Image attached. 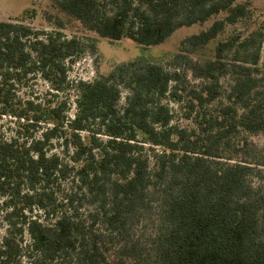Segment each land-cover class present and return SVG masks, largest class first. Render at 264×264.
<instances>
[{
  "label": "trees",
  "instance_id": "1",
  "mask_svg": "<svg viewBox=\"0 0 264 264\" xmlns=\"http://www.w3.org/2000/svg\"><path fill=\"white\" fill-rule=\"evenodd\" d=\"M50 1L144 48L211 23L167 67L137 58L72 84L86 47L60 18L46 14L52 31L0 21V117L19 121L0 138V264H264V148L245 137L264 133V27L234 29L251 1ZM35 78L54 98L74 89V114L69 98L22 101Z\"/></svg>",
  "mask_w": 264,
  "mask_h": 264
},
{
  "label": "rangeland",
  "instance_id": "2",
  "mask_svg": "<svg viewBox=\"0 0 264 264\" xmlns=\"http://www.w3.org/2000/svg\"><path fill=\"white\" fill-rule=\"evenodd\" d=\"M249 1H251L253 6V15L251 19L246 23L239 24L237 28L234 29L239 30L241 28H248L249 31L256 27H264V0ZM46 14H51L53 16V21L55 16L60 18L63 22V29L60 30L69 38H79L86 47V52L74 64L69 66L68 78L72 84L80 80L91 81L99 74H108L117 64L137 58H144L166 66L167 62L178 52L182 39L191 34L198 33L211 23L178 29L165 43L159 46L144 48L138 46L131 40L109 41L98 37L92 32L86 31L79 22L70 19L52 7L50 0H0V21L24 23L36 30H59L55 22H50L48 20ZM232 32H235L233 27L228 28L227 34ZM223 37L224 35L220 37V39ZM217 42L218 40L210 43L204 50L200 51L198 57H196L201 60L212 57ZM92 46L95 47L94 53L91 52ZM18 87V95L22 101L34 100L42 103L47 99L58 100L59 98H69L71 104L69 113L72 116L75 112L74 100L76 98V91H74V89L54 98L50 95L51 90L49 84L40 78L30 80ZM121 102H123V99ZM170 106L173 109H177L172 103ZM18 122L19 121L13 117H0V138H10L13 136L18 128ZM179 122L180 125L188 124L187 121L182 119H180ZM243 135L244 134H242V136ZM242 136L238 138H242ZM245 137L254 146L260 149L264 148V133H245ZM252 182L255 186H264V177L262 179L257 177ZM143 225L144 229L139 230V233L144 234L143 230H146V228L151 230L152 225L149 220H145ZM5 231L6 223L3 220V215L0 213V238L5 234ZM28 239V236L25 235V240L28 241ZM22 264H29V262H23Z\"/></svg>",
  "mask_w": 264,
  "mask_h": 264
}]
</instances>
